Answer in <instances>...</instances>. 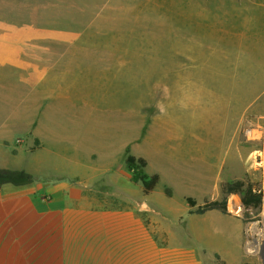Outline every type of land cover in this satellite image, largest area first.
I'll return each instance as SVG.
<instances>
[{
	"label": "rangeland",
	"instance_id": "374dc122",
	"mask_svg": "<svg viewBox=\"0 0 264 264\" xmlns=\"http://www.w3.org/2000/svg\"><path fill=\"white\" fill-rule=\"evenodd\" d=\"M261 24L248 0H0V37L35 52L36 59L44 51L47 75L61 74L63 96L71 99V108L65 106L73 112L60 132L71 139L62 142L65 159L113 170L119 180L99 189L118 193V206H133L124 189L141 190L143 212L170 213L157 215L155 238L162 247L185 246L184 219L206 201L227 198L228 213L246 225L243 264H264ZM33 138L32 149L45 142ZM227 142L238 151L230 182L252 186L262 195L261 206L246 208L244 190L227 195L221 188L191 207L188 200H197L190 188L201 186L200 175L210 173L209 161ZM128 155L145 160L142 172L158 175L156 189L169 198L145 195ZM163 224L171 234L163 235ZM190 255L224 264L206 252Z\"/></svg>",
	"mask_w": 264,
	"mask_h": 264
},
{
	"label": "crops",
	"instance_id": "0c3cea01",
	"mask_svg": "<svg viewBox=\"0 0 264 264\" xmlns=\"http://www.w3.org/2000/svg\"><path fill=\"white\" fill-rule=\"evenodd\" d=\"M248 2L253 13H261L264 44V0ZM34 54L15 46L12 38L0 37V169L33 177L24 185L0 184V264H204L191 259V252L218 255L224 264L247 261L246 225L240 215L211 210L204 219L188 216L181 225L185 246L162 247L155 238L157 218L170 213L143 212L141 190H122L133 198L126 199L133 206H118V193L99 189L104 181L119 180L113 170L65 159L62 142L71 139L60 132L72 121L73 112L65 106L71 108V99L63 96L61 74L47 75L45 52L38 51L37 59ZM70 89L68 85L66 92ZM33 137L45 141L40 148L32 149ZM224 146L206 162L210 173L200 175L201 186L189 190L197 205L206 195H220L223 182L234 179L238 151L229 142ZM145 195L169 198L156 188ZM169 226L160 228L163 235L172 233ZM173 250L184 256H174Z\"/></svg>",
	"mask_w": 264,
	"mask_h": 264
},
{
	"label": "trees",
	"instance_id": "16d2710c",
	"mask_svg": "<svg viewBox=\"0 0 264 264\" xmlns=\"http://www.w3.org/2000/svg\"><path fill=\"white\" fill-rule=\"evenodd\" d=\"M127 165L130 169H134L135 179L140 180L144 184L145 193H150L153 191L157 184L159 183V176L153 175L148 176L142 172V169L145 167L146 163L143 159H137L132 155L127 156ZM33 177L24 172V171H12V170H3L0 169V184L12 183L14 185H24L32 182ZM222 193L230 195L244 190V196L242 198V204L246 208L254 207L258 208L262 204V195L257 193L252 186H249L245 189V183L243 181L237 182H225L221 185ZM191 207L197 205L193 199L188 200ZM228 199L223 200H209L206 201L203 205L199 206L196 210L198 214H204L211 210H221L224 213H228ZM218 256V255H217Z\"/></svg>",
	"mask_w": 264,
	"mask_h": 264
},
{
	"label": "water",
	"instance_id": "95a60500",
	"mask_svg": "<svg viewBox=\"0 0 264 264\" xmlns=\"http://www.w3.org/2000/svg\"><path fill=\"white\" fill-rule=\"evenodd\" d=\"M238 200L236 198H233L232 199V202H231V209L235 212L238 211V207L236 208V206L238 205Z\"/></svg>",
	"mask_w": 264,
	"mask_h": 264
},
{
	"label": "bare ground",
	"instance_id": "6f19581e",
	"mask_svg": "<svg viewBox=\"0 0 264 264\" xmlns=\"http://www.w3.org/2000/svg\"><path fill=\"white\" fill-rule=\"evenodd\" d=\"M237 207H239V206L237 205L236 208H237ZM262 238H264V235H263ZM171 253H172L174 256H180V258H181L182 256H184V253H182V252H180V251H177V250H173Z\"/></svg>",
	"mask_w": 264,
	"mask_h": 264
}]
</instances>
